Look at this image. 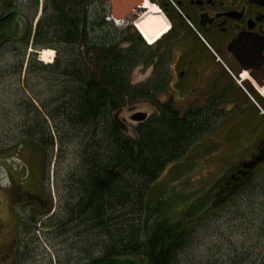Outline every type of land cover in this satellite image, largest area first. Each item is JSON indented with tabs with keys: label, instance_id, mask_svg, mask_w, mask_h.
<instances>
[{
	"label": "trees",
	"instance_id": "1",
	"mask_svg": "<svg viewBox=\"0 0 264 264\" xmlns=\"http://www.w3.org/2000/svg\"><path fill=\"white\" fill-rule=\"evenodd\" d=\"M13 1H9V11L0 14V47L14 41L37 51L45 47L57 51L51 63L29 57L28 70L35 71L39 65L53 73V78L49 104L41 99L33 104L34 110L42 107L45 112L28 122V138L46 151L47 146L54 147L60 131L82 137L81 197L68 206L69 220L84 218L92 227L101 228L109 240L104 254L86 264H182L180 255L206 214L200 209L202 203L174 217L162 212L161 200L149 201V191L164 170L227 113L219 96L182 112L172 99L162 102L156 98L167 84V75L156 76L152 83L133 84V68L148 59L146 54L153 46L130 27L107 20L97 0H43L35 28L39 0ZM25 5L33 14L25 11ZM20 22L28 26L24 34ZM22 69L23 62L19 72ZM141 100L157 104L158 113L139 121L137 136L132 137L126 133L120 112L125 105ZM242 179L233 174L221 192L229 196ZM249 188L256 198L252 215L240 210L228 220L238 233L239 244L233 247L229 264H264V168ZM126 208L138 214L150 209L157 215L151 223L148 218L130 226L114 223ZM139 216L141 219L142 214Z\"/></svg>",
	"mask_w": 264,
	"mask_h": 264
},
{
	"label": "rangeland",
	"instance_id": "2",
	"mask_svg": "<svg viewBox=\"0 0 264 264\" xmlns=\"http://www.w3.org/2000/svg\"><path fill=\"white\" fill-rule=\"evenodd\" d=\"M42 3L43 0H39V4ZM40 7L39 5L36 16L40 15ZM24 9L29 14L34 12L29 10L27 5ZM26 25L20 22L22 34L28 30ZM138 25L144 28L141 21ZM133 31L141 34L135 26ZM141 36L143 37L142 34ZM143 39L148 44L144 37ZM56 55L55 50L51 62ZM146 56L150 59L153 57L152 62L156 63L153 49ZM29 57L41 60L37 50L31 46L25 48L21 42L13 41L0 47V176L3 175L4 180L8 177L21 181L26 174L24 164L26 163L31 175L26 187L36 190L39 181L43 179L46 188L51 191L52 204L55 208L49 211V215L46 213L38 215L36 223L23 221L22 227L24 225L29 227L30 233L19 235V239L24 240L26 237L28 241L24 240L26 244L24 246L21 244L24 250H21L19 258L13 264H86L104 253L103 249L109 240L101 228L92 227L84 218L69 220L71 214L68 206L78 202L81 197L78 186L83 167L82 137L77 134L65 135L64 131H60L61 137L56 135L54 147L47 146L46 151L35 140L28 138L30 137L26 133L28 122H32L40 112H45L42 107L40 111L34 110L33 104H39L36 101L40 99L48 103L47 97L51 90L49 81L51 77L53 78V73L39 65L34 67L35 71L28 70ZM21 62L23 69L19 72ZM151 73L152 68L141 63L133 68L131 82L148 84ZM219 76L214 75L210 78L216 87H222L224 81L229 82ZM176 78L177 76L173 75L174 81ZM54 81L56 80L53 79ZM231 86L233 87L232 84ZM230 89L228 87L226 91ZM217 92L218 90L213 93ZM204 93L179 90L174 82V87L170 86L167 91L156 93V98L158 101L172 99L175 108L183 112L205 102L208 93ZM253 93L264 108L262 94L258 91ZM229 95L230 93L228 97ZM228 97L224 99L225 102H229L228 105L222 106L224 107L222 109L228 110L227 113L215 123L212 130L190 146L179 161L167 167L149 191V201L161 200L162 212L171 213L174 217L181 215L189 207L202 203L199 205L200 209L206 214L196 226L192 242L180 255L182 264H229V255L233 247L239 244L236 241L238 233L232 228L233 223H229L228 220L240 210L252 215L253 205L256 203L249 184L253 182L256 173L264 168V164L258 167L261 160L256 164L258 168H253L249 176L242 175L243 179L239 182L238 188L235 187L240 189L239 191L236 189L228 196L220 190L225 183H230L228 180L233 174L237 175L239 167L236 165L250 157L256 143L264 135V114L259 107L251 101L248 102L243 95H236V102ZM138 113H145L147 117L157 114L158 105L141 100L122 108L120 117L126 124V133L132 137L137 136L136 126L139 121L133 117ZM38 119L41 120L40 117L36 118ZM4 180L0 182V222L4 224L0 228V243H5L16 236L15 220L9 210L10 194ZM198 208L194 207L195 210ZM151 211L146 209L145 213H140L142 214L140 219V214L126 208L119 214L123 217L117 218L114 223L125 226L140 223L139 221L145 223L147 218L150 221L156 217L157 214ZM24 214L25 211H22L21 216ZM40 220V224H37Z\"/></svg>",
	"mask_w": 264,
	"mask_h": 264
},
{
	"label": "flooded vegetation",
	"instance_id": "3",
	"mask_svg": "<svg viewBox=\"0 0 264 264\" xmlns=\"http://www.w3.org/2000/svg\"><path fill=\"white\" fill-rule=\"evenodd\" d=\"M9 1L0 0V14L9 11ZM16 1L18 0L13 3ZM97 1L110 20H119L132 31L133 26L137 27L144 34L143 37L149 39L148 44H154L156 63L152 62L154 60L151 57L142 64L152 68L149 83L156 76L167 75L166 86L157 93L167 91L170 86L174 87L175 82L179 90L208 93L203 103L219 96L220 106L226 107L229 102L224 99L229 93L231 98H228L234 102L237 101L236 95H243L250 101L243 87L253 95L254 91L261 93L264 104V0H121L122 6L119 7L115 6L114 0ZM84 16L82 4V27ZM140 21L144 25L143 29L138 25ZM243 73L247 78L238 84L236 79ZM173 75L177 76L175 81ZM214 75H220L219 77L229 82L224 81L222 87H216L210 79ZM58 76H61L60 73ZM228 87L232 88L227 92ZM217 90V93H213ZM259 160V166L264 164V135L256 143L250 157L236 165L239 167L237 176L242 177L243 174L252 172ZM24 164L26 174L21 181L8 177L4 180L3 175L0 176V182H7L9 210L16 224V236L0 243V264H13L19 258L21 250H24L22 246L26 245L24 240L28 241V238L22 240L19 235L30 232L29 227H22L23 221L36 223L38 215H49V211L55 208L51 191L46 188L43 179L39 181L36 190L26 187L31 175L28 165ZM22 211H25L23 216ZM40 222L41 220L37 224ZM3 225L0 222V228ZM2 259L4 260L1 261Z\"/></svg>",
	"mask_w": 264,
	"mask_h": 264
},
{
	"label": "bare ground",
	"instance_id": "4",
	"mask_svg": "<svg viewBox=\"0 0 264 264\" xmlns=\"http://www.w3.org/2000/svg\"><path fill=\"white\" fill-rule=\"evenodd\" d=\"M39 53H40L41 60H43L45 62H51L52 61V58H53V55H54V50L53 49H45L44 48Z\"/></svg>",
	"mask_w": 264,
	"mask_h": 264
},
{
	"label": "water",
	"instance_id": "5",
	"mask_svg": "<svg viewBox=\"0 0 264 264\" xmlns=\"http://www.w3.org/2000/svg\"><path fill=\"white\" fill-rule=\"evenodd\" d=\"M114 4L116 7L122 6L121 0H114ZM147 117L145 113H138L134 115V119L137 121H142Z\"/></svg>",
	"mask_w": 264,
	"mask_h": 264
}]
</instances>
